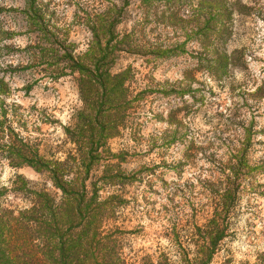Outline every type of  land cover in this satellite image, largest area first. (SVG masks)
<instances>
[{
	"label": "rangeland",
	"instance_id": "374dc122",
	"mask_svg": "<svg viewBox=\"0 0 264 264\" xmlns=\"http://www.w3.org/2000/svg\"><path fill=\"white\" fill-rule=\"evenodd\" d=\"M144 1L0 0L1 106L14 131L40 156L63 161L74 151L64 128L82 107L77 65L96 55L95 68L102 71L106 44L113 43L118 51L108 68L128 72L124 87L130 103L112 117L122 123L119 133L97 141L98 154L87 155L94 164L89 190L97 188L101 201L111 196L123 201L103 231L122 232L121 253L129 264L146 255L164 264L163 253L180 264L168 238L171 227L207 222L201 181L229 153L241 151L253 169L254 190L242 194L229 237L211 264H259L264 261V0H226L235 7H206L205 13L221 11L220 18L206 20L197 18L202 0ZM107 14L117 22V35L113 42L105 36L91 54L98 43L92 27ZM204 21L223 28V40L212 49L226 53L231 65L218 76L198 68L202 50L196 37H188ZM18 176L59 201L60 192L45 175L14 167L0 155V188L8 189L3 208L29 206L13 192Z\"/></svg>",
	"mask_w": 264,
	"mask_h": 264
},
{
	"label": "trees",
	"instance_id": "16d2710c",
	"mask_svg": "<svg viewBox=\"0 0 264 264\" xmlns=\"http://www.w3.org/2000/svg\"><path fill=\"white\" fill-rule=\"evenodd\" d=\"M235 4L226 0H202L197 18H220L221 11L210 9L205 13L206 7H235ZM116 23L107 14L104 20L92 27L98 43L90 48L91 54L96 47L99 49L102 46L105 36H111L109 40L113 42L117 35L114 32ZM222 30L204 21L190 29L188 35L196 37L202 50L197 57L198 68H204L214 76L220 72L224 74L226 65H231L226 53L212 49L214 42L223 40ZM115 42L124 44L123 41ZM109 43L106 44L108 59L100 73L95 68L100 61L96 55L77 65L79 77L76 82L82 107L76 111L73 125L64 128L74 151L69 152L63 161L44 159L36 148L20 137L0 100L1 157L9 160L14 167L28 166L45 175L61 194L57 202V198L45 189H33L29 181L18 176L19 183H13V192L22 195L29 206L16 211L1 206L8 189L0 188V264H129L121 253L122 232L103 231L104 223L113 218L122 199L111 196L109 201H101L98 189L92 187L89 190L86 185L94 165L89 162L93 159L87 158L88 153L98 154L100 146L97 141H105L119 133L122 123L112 117L130 103L124 87L128 72L112 73L108 68L111 57L118 51L113 43ZM4 94L5 91L0 90V96ZM252 174L253 169L248 166L245 155L237 151L229 153L227 159L217 164L212 176L201 181L199 194L208 200L210 218L202 226L191 228L187 225L180 230L176 226L171 227L168 238L175 246L174 257L178 263L211 264L222 243L229 237L230 220L242 194L254 190L250 179L254 176ZM68 177L74 180L66 182ZM161 259L164 264L174 262L166 253ZM153 260L146 255L136 264H154ZM259 262L264 264L262 259Z\"/></svg>",
	"mask_w": 264,
	"mask_h": 264
}]
</instances>
